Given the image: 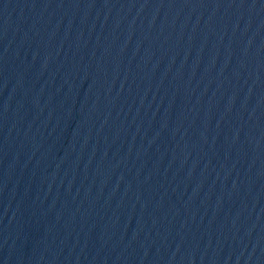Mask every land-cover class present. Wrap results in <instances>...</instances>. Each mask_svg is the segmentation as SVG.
<instances>
[{"label": "water", "instance_id": "water-1", "mask_svg": "<svg viewBox=\"0 0 264 264\" xmlns=\"http://www.w3.org/2000/svg\"><path fill=\"white\" fill-rule=\"evenodd\" d=\"M0 264H264V0H0Z\"/></svg>", "mask_w": 264, "mask_h": 264}]
</instances>
